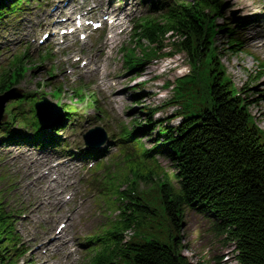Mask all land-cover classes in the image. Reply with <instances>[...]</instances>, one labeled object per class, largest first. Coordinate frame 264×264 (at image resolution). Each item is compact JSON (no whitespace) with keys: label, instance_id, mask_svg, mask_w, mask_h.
Segmentation results:
<instances>
[{"label":"rangeland","instance_id":"1","mask_svg":"<svg viewBox=\"0 0 264 264\" xmlns=\"http://www.w3.org/2000/svg\"><path fill=\"white\" fill-rule=\"evenodd\" d=\"M51 1L31 0L25 9L16 15L17 18L3 26L8 29L12 24L16 25L9 31L2 32L0 46L5 43L16 46L17 39L26 36L32 39V42H25L22 46L11 48V56L15 53L21 54L27 49L29 56L33 55L34 58L39 56L37 51L47 52L39 45L41 43L38 39L40 40L43 31L50 29L48 25H38V21L31 22L30 15L42 9L54 13L57 6L49 8ZM87 1L88 3L86 0H78L79 5L84 4L78 9L85 12L100 3L105 12L110 13L113 9L118 11L114 16L120 20L121 25L113 29L109 21L104 24L107 28L103 29L105 32L99 38L98 33L95 35L92 33L91 40L90 38L82 40L80 36H73L70 39H60L58 46L55 45L52 37L48 38L44 44H51L56 48V51L53 49L54 53L56 52L55 56L50 59L48 65L39 64L33 72L25 75L17 87L26 92L29 89L39 88V92L45 93V96L52 102H56L53 96L54 89L61 88L64 92L59 102L69 104L81 116H84L81 122L87 123L86 129L99 124V121L92 118L96 111L91 106L93 101H97L107 111L108 117H105L104 121L107 122L113 134L120 131L122 124L130 125L131 118L142 120L153 109L152 115L155 119L172 117V122H177L178 119L175 117L177 105L173 102V88L176 86L177 78L190 70L188 58L185 53L181 52L179 37L175 35L176 33H169L160 38V42L155 44L159 47L156 48L157 55L146 59L138 70H128L124 64L123 46L133 47L138 56H143L145 52L143 48L133 44L134 37L131 28L133 22L143 13L146 14L144 11L149 7L146 8L144 3L142 5L144 2L142 0H126L125 2L113 0L108 5H106L107 0ZM127 2L131 3L130 7L125 10L123 7ZM61 4L64 8L67 7L65 1ZM39 14L42 15V12L39 11ZM104 14L94 16V20L103 21ZM148 14L154 15L162 24L166 21L164 15ZM225 14L226 24L234 27L244 20V25L238 26V37L246 48L243 47V53L234 51L231 49L229 35L219 34L216 42L220 52L219 59L225 65L231 82L249 100L251 112L255 115L260 127L264 129V39L261 40L264 37V0H229ZM87 16L90 18L93 15ZM6 18L10 19L11 16ZM70 23H74V14ZM257 40H261L259 47L254 48V42ZM147 43L145 40L141 41V45L149 50L150 46ZM0 58V65H4L7 62L4 60L7 58L3 60L1 54ZM52 73L55 76H52ZM78 90L87 96V102L80 100L81 97L76 93ZM26 108L25 103L23 109ZM63 120L64 116L60 122ZM86 120L88 122H85ZM67 125L69 126L65 130L73 135V138L69 139L70 142L75 141L81 145L80 134L84 130L69 123ZM15 128L19 130V133H30V129L22 130L17 126ZM156 131L157 128H155ZM150 140L143 139L146 148L152 145ZM30 145L34 144L30 143ZM106 148V150L103 149L107 154V159L102 161L99 167L78 163L74 158L59 159L60 167L52 173V179L58 181V192L63 194L64 204L61 210L68 212L73 210L75 219L66 231L68 247H63L61 243L52 251H48L43 244L34 248V252H37L41 259H46L48 264H87L91 255L87 248V238L100 234L111 221L116 219L118 201L114 193L109 195V198L104 197L105 194L100 193L98 187H104V184L109 181L115 185L122 183L124 184L122 188H126L123 181L128 177L129 165L124 163L127 157L124 158L125 155H121L118 142L109 139ZM128 148L130 149L129 155L133 154L135 149L132 146ZM46 151L48 154L57 155L53 148H46ZM26 152L43 153L38 147L30 148V150L26 147L20 148L12 138L4 139L0 143V170L4 169L13 176L15 184L9 193L8 200L12 201L15 207L21 206L23 202H26V206L34 202L25 195L20 182L25 175L18 157ZM53 159L56 160V157L53 156ZM156 159L158 162L156 164L146 160L145 167L155 165L160 174L159 179L165 178L166 175L173 179L175 166L172 161L163 156H157ZM105 167L107 169L102 172ZM7 184L9 186L8 182L1 183L0 186ZM94 188H97V192ZM138 189L140 193L153 191L143 183H139ZM33 198L35 197L32 196L31 199ZM45 202L44 209L35 219L27 220L26 226L21 227L24 238H32L35 233L42 237L52 229L54 224L48 220V217L59 214L61 210H58L59 206H54L55 202L52 199H47ZM10 209L12 210V205ZM22 218L24 217L21 215L20 222ZM62 225L65 227L68 225L66 220L61 219L55 223L54 228L57 234L60 229L65 228ZM182 225L185 244L182 252L192 262L196 264H237L234 244L225 241L223 235L213 231L212 223L207 218L192 210H187ZM133 233L134 229L126 232L124 236L129 239ZM46 241L44 240L43 243Z\"/></svg>","mask_w":264,"mask_h":264},{"label":"trees","instance_id":"2","mask_svg":"<svg viewBox=\"0 0 264 264\" xmlns=\"http://www.w3.org/2000/svg\"><path fill=\"white\" fill-rule=\"evenodd\" d=\"M167 16L169 26L143 20L136 44L141 37L156 44L169 32L179 37L192 70L177 80L173 101H181L180 121L170 125L165 118L153 120L149 115L146 123L135 121L122 139L133 142L138 135L155 136L153 141L160 142L164 138L166 142L154 147L173 162L174 179H159L154 169H143L147 174L132 171L146 184L153 181L157 195L144 197L134 188L121 192L129 202L121 206L114 228L91 264H196L182 252L187 208L208 217L225 241L234 244L237 264H264V131L219 59L215 37L225 31L218 24L223 17L221 5L210 0L183 1L169 8ZM128 60L131 66L140 61L130 52ZM29 70L23 57L15 58L0 73V93L14 87ZM153 125L158 127L156 135ZM3 201L0 192V264H13L18 245L22 246ZM148 215L151 227L143 224ZM132 226L136 227L134 239H123L122 231Z\"/></svg>","mask_w":264,"mask_h":264},{"label":"bare ground","instance_id":"3","mask_svg":"<svg viewBox=\"0 0 264 264\" xmlns=\"http://www.w3.org/2000/svg\"><path fill=\"white\" fill-rule=\"evenodd\" d=\"M87 1V0H86ZM102 2V0H100ZM61 10H63V8H60ZM262 39V38H261ZM263 40V39H262ZM261 40H257L255 42V44H259ZM254 44V45H255ZM50 157H47L46 159L44 157H41L39 155H32V154H25L20 158V163L22 166V169L24 170V178L25 180L22 181L21 183V187L25 186L27 181L32 182V184L30 186H28L29 188V195H32L34 197H39V193H44L46 194L47 191H50L52 193V196L55 199H61V194H59L58 192L54 191V188L51 186V182L48 180V177H46L45 175H43L42 171L40 170V168L44 165H46V163H49ZM40 174L37 176V174ZM44 182V183H42ZM44 199H42L41 201L37 202L38 204L43 203ZM36 212V209L33 208L30 210V216L31 218L34 216ZM66 214H64L63 212L60 213V218H69L68 216H65ZM72 216V215H71ZM48 236H52L51 241L49 242L50 245H54L56 244L60 239H62L63 236H59L54 234L53 230H50V232L48 233Z\"/></svg>","mask_w":264,"mask_h":264}]
</instances>
